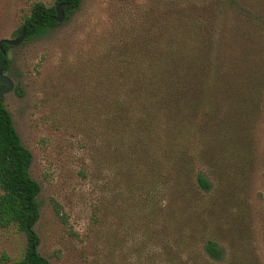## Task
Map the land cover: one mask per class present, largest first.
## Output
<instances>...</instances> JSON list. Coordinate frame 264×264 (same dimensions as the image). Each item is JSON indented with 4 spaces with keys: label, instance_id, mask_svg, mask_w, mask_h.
Returning a JSON list of instances; mask_svg holds the SVG:
<instances>
[{
    "label": "rangeland",
    "instance_id": "obj_1",
    "mask_svg": "<svg viewBox=\"0 0 264 264\" xmlns=\"http://www.w3.org/2000/svg\"><path fill=\"white\" fill-rule=\"evenodd\" d=\"M55 2L0 0V40L19 37L36 3ZM178 43L198 48L221 86L188 95L207 107L188 111V144L229 145L194 167L213 187L193 204L176 197V168L158 151L167 117L158 130L147 104L140 127L121 118L152 93L127 79L153 77V50ZM128 47L136 56L121 58ZM8 59L14 89L3 104L33 156L35 232L50 264H142L158 255L160 234L162 246L174 244L160 229L177 212L179 228L195 230L183 264H264V0H82L47 35L11 46ZM129 60H144L147 72ZM123 61L131 74L119 71ZM209 240L221 261L205 255ZM27 245L17 226L0 227V264L21 260Z\"/></svg>",
    "mask_w": 264,
    "mask_h": 264
},
{
    "label": "trees",
    "instance_id": "obj_2",
    "mask_svg": "<svg viewBox=\"0 0 264 264\" xmlns=\"http://www.w3.org/2000/svg\"><path fill=\"white\" fill-rule=\"evenodd\" d=\"M81 2L82 0H56L55 6L52 7L36 3L32 8L31 15L25 19L22 26V28H26V37L23 42L41 38L60 25L55 21L58 4H69L65 8V13L68 15L76 11ZM10 49L11 46L5 44L3 51L6 54L0 50V64L5 61L4 72L9 67L8 52ZM130 50L131 48L128 47L126 52H121V58L127 57V55L136 56L137 52H130ZM153 54L155 59L147 66L148 70L153 71L151 72L153 77L140 79L138 76L136 78L132 76V78L127 79V82L130 83L129 89L151 90L152 93L144 95L142 106L137 105L132 109L130 108L128 112L123 113V116L121 114V118L126 120V129L130 127L129 129L133 130L132 127H140L139 118H141L142 107H146L147 104L153 105L158 112V115L156 114L158 130H161L162 127L161 117L163 116L161 115L167 117L166 138L163 136L158 151L164 153L169 162L176 168V197L192 203V198L202 197L204 196L203 193L208 194L213 187L212 177L207 176L203 171L194 173V167H201L203 163L216 162V153L219 154L224 147L229 145L225 146L222 143L220 148V142H217L209 150L199 149L188 144L190 133L193 134L194 132L189 125L187 126L188 111H195L201 115L207 113L201 111L207 109L205 99L192 102L188 99V95L217 91L221 86L216 84L212 64L204 60L203 54L201 56L198 48H191L185 43H178L175 46H160L153 50ZM121 63L126 64L124 61L120 62L119 71L126 69ZM139 63L128 61L132 70L136 69L139 73L147 72L144 60ZM126 71L131 74L128 69ZM118 115L120 116V114ZM231 150L236 149L232 148ZM32 161L31 152L23 145L9 111L3 104V100H0V189L2 191L0 196V227L8 228L15 225L26 234L28 241L23 258L14 264H50L39 252L40 238L35 232V226L40 218L38 197L41 187L31 176ZM189 194L190 197H188ZM56 213L60 215L57 206ZM183 213L186 214V211ZM177 214L179 215L178 212ZM178 215L173 217V224L167 221L160 229L162 234L170 232L174 234V244L162 246L160 234L157 245L159 248L158 255L147 261H140L142 264L145 262H153V264L184 263L182 258L186 256L189 248H192L189 238L194 235V229L179 228L176 222ZM203 249L205 255L210 259L214 261L223 259V250L215 241L209 240Z\"/></svg>",
    "mask_w": 264,
    "mask_h": 264
},
{
    "label": "water",
    "instance_id": "obj_3",
    "mask_svg": "<svg viewBox=\"0 0 264 264\" xmlns=\"http://www.w3.org/2000/svg\"><path fill=\"white\" fill-rule=\"evenodd\" d=\"M68 3H60L56 6V17L55 21L58 24H62L66 20V13H65V8L68 7ZM26 37V28H22L20 35L16 39H3L0 40V50L6 54L5 51H3V46L6 44L8 46H18L23 43ZM4 66H5V61H3L0 64V100H3L5 95L12 92L14 89V83L13 81L5 75L4 73Z\"/></svg>",
    "mask_w": 264,
    "mask_h": 264
}]
</instances>
